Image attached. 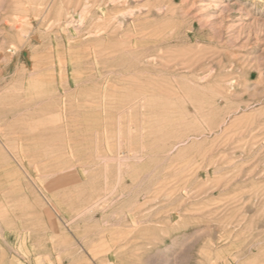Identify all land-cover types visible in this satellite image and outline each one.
I'll use <instances>...</instances> for the list:
<instances>
[{
    "label": "rangeland",
    "instance_id": "374dc122",
    "mask_svg": "<svg viewBox=\"0 0 264 264\" xmlns=\"http://www.w3.org/2000/svg\"><path fill=\"white\" fill-rule=\"evenodd\" d=\"M263 121L264 0H0V264H264Z\"/></svg>",
    "mask_w": 264,
    "mask_h": 264
},
{
    "label": "bare ground",
    "instance_id": "6f19581e",
    "mask_svg": "<svg viewBox=\"0 0 264 264\" xmlns=\"http://www.w3.org/2000/svg\"><path fill=\"white\" fill-rule=\"evenodd\" d=\"M92 8H93V7H92ZM19 10H20V9H19ZM84 11H85V10H84ZM76 13H77V12H76ZM73 15H74V14H73ZM79 15H80V13H79ZM79 15H78V16H79ZM13 18H14V17H13ZM20 18L22 19L23 17H20ZM83 18H84V15H83ZM83 18H81V21L79 20L81 23H83V21H85ZM69 19H71V18H69ZM16 20H18V19H16ZM23 20H25V19H23ZM71 20H73V19H71ZM71 20H70V21H71ZM75 20H76V19H75ZM68 21H69V20H68ZM77 21H78V20H77ZM65 22H66V21H65ZM72 22H73V21H72ZM80 22H79V23H80ZM14 23H16V21H15ZM14 23H13V24H14ZM70 23H71V22H69V24H70ZM79 23H78V24H79ZM84 23H85V22H84ZM71 24H72V23H71ZM78 24H77V25H78ZM14 25H15V24H14ZM79 25H80V24H79ZM28 26H29V25H28ZM73 26H75V25H73ZM80 26H81V25H80ZM80 26H79V27H80ZM15 27H16V26H15ZM77 27H78V26H77ZM21 28H22V30H21V29H20V30L23 32V27H21ZM50 28H53V27H50ZM26 29H27V28H26ZM24 30H25V28H24ZM59 30H60V29H59ZM59 30H58V31H59ZM58 31H57V32H58ZM96 31H97V30H96ZM26 32H27V30H26ZM28 32H29V31H28ZM90 32H91V31H90ZM23 34H24V33H23ZM59 34H60V33H59ZM27 36H28V35H27ZM95 36H96V35H95ZM25 37H26V35H25ZM25 37H23V38H25ZM26 38H28V37H26ZM31 38H32V37H31ZM19 39L22 40L21 38H19ZM21 42H24V41L22 40ZM21 42H20V43H21ZM15 45H17V44H15ZM12 46H13V45H12ZM16 47H17V46H16ZM16 47H15V48H16ZM74 48H75V47H74ZM74 48H73V49H74ZM18 49H19V48H18ZM18 49H17V52H18ZM51 49H52V48H51ZM73 51H74V50H73ZM10 52H12L13 54L15 53V51H14V47L12 48V50H10ZM20 52H21V51H20ZM10 55H11V54H10ZM14 55H16V54H14ZM19 55H20V54H19ZM113 55H115V54H113ZM17 56H18V55H17ZM12 58H13V57H12ZM19 58H20V57H19ZM28 60H29V59H28ZM62 60H65V59H62ZM74 61H75V60H74ZM10 62H11V61H10ZM74 63H75V62H74ZM74 63H73V64H74ZM60 64H61V63H60ZM71 65H72V64H71ZM15 66H16V65H15ZM59 66H60V65H59ZM73 67H74V65H73ZM30 68H31V67H30ZM32 69H33V68H32ZM32 69H31V70H32ZM51 70H52V69H51ZM59 70H60V69H59ZM74 70H75V69H73V71H74ZM73 71H72V72H73ZM19 72H20V71H19ZM52 72H53V71H52ZM62 72H63V71H62ZM72 72H71V74H72ZM75 73H76V72H75ZM30 74H31V73H30ZM60 75H61V73H60ZM62 75H63V74H62ZM76 75H77V74H76ZM45 76H46V75H45ZM62 77L64 78V75H63ZM71 77H72V76H71ZM76 77H77V76H76ZM49 79H50V78H48V80H49ZM55 79H56V77H55ZM55 79H54V80H55ZM59 79H60V77H59ZM54 80H53V81H54ZM55 81H56V80H55ZM74 81H77V80H74ZM74 83H75V82H74ZM57 85H58V83H57ZM50 86H51V85H50ZM52 87H53V85H52ZM55 87H56V86H55ZM55 87H53V88L56 89L57 87H56V88H55ZM62 87H63V86H62ZM63 90H64V88H63ZM55 91H56V90H55ZM58 92H59V91H58ZM58 92H57V93H58ZM61 94H62V93H61ZM263 122H264V121H263ZM58 123H59V122H58ZM24 124H25V123H24ZM255 131H256V130H255Z\"/></svg>",
    "mask_w": 264,
    "mask_h": 264
},
{
    "label": "crops",
    "instance_id": "0c3cea01",
    "mask_svg": "<svg viewBox=\"0 0 264 264\" xmlns=\"http://www.w3.org/2000/svg\"><path fill=\"white\" fill-rule=\"evenodd\" d=\"M1 151V150H0ZM4 158V155L2 152H0V159H3ZM5 214H11V216H16V215H19V209L18 207L16 208H12L11 211L9 212H6ZM4 215V214H3Z\"/></svg>",
    "mask_w": 264,
    "mask_h": 264
}]
</instances>
